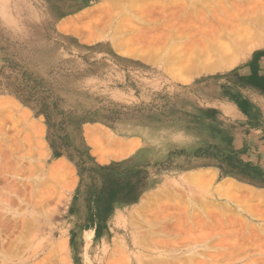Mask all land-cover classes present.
I'll return each mask as SVG.
<instances>
[{
    "label": "rangeland",
    "instance_id": "obj_1",
    "mask_svg": "<svg viewBox=\"0 0 264 264\" xmlns=\"http://www.w3.org/2000/svg\"><path fill=\"white\" fill-rule=\"evenodd\" d=\"M0 106V264H264V0H0Z\"/></svg>",
    "mask_w": 264,
    "mask_h": 264
},
{
    "label": "bare ground",
    "instance_id": "obj_2",
    "mask_svg": "<svg viewBox=\"0 0 264 264\" xmlns=\"http://www.w3.org/2000/svg\"><path fill=\"white\" fill-rule=\"evenodd\" d=\"M116 1V0H115ZM119 1V0H118ZM121 1V0H120ZM110 2V1H109ZM136 2V1H135ZM110 4V3H109ZM112 4V2H111ZM114 4V3H113ZM127 4V3H126ZM133 6V4H132ZM129 7V6H128ZM127 9V8H126ZM214 10V9H213ZM83 15V14H82ZM221 20V19H220ZM123 21V20H122ZM227 21V20H226ZM102 22V21H101ZM228 22V21H227ZM118 23V22H117ZM116 23V24H117ZM131 24V22H128ZM71 24V23H70ZM127 24V22H126ZM129 24V25H130ZM69 25V24H68ZM119 25V24H118ZM128 25V26H129ZM132 26V25H130ZM73 28V27H72ZM115 28V27H114ZM127 29V28H126ZM203 29V28H202ZM116 30V29H115ZM249 30V29H246V31ZM209 32V31H208ZM212 32V31H211ZM252 32V31H251ZM251 32L247 31L246 33L247 34H251ZM199 33V32H198ZM202 33V31H201ZM213 33V32H212ZM121 34V33H120ZM124 34V29H123V33ZM174 34V33H173ZM119 35V34H118ZM117 35V36H118ZM131 35V34H130ZM210 35V34H209ZM174 36V35H173ZM201 36V35H200ZM227 36H229L227 34ZM231 36V35H230ZM255 36V35H254ZM213 37H216V36H213ZM223 37V36H222ZM139 38H142L141 36H139ZM139 38H136V39H139ZM225 38V37H223ZM222 38V39H223ZM230 38V37H229ZM129 39V38H128ZM132 39V38H131ZM143 39V38H142ZM257 39H260V38H257ZM255 37L254 38H251L250 35H246L245 36V33L244 34H236L234 35L233 37H231L229 39V41L227 42H223L222 40H217V41H214V42H210V43H206L204 45H202L204 48H201L198 50V52H193V53H190V54H184L183 52L185 51H182V53H180V57H181V61H179L181 63V65L188 69V70H194L196 69L197 67L199 68H209V69H212V70H218V69H223V68H226V67H230V66H233L234 64H236L237 61L240 60V57H242L243 55L240 54L242 51H246L248 49H250L253 45L256 44H259L260 41L257 40ZM116 40V39H115ZM125 40V39H124ZM172 40V39H171ZM174 40V39H173ZM178 40V39H177ZM188 40V39H187ZM214 40V39H212ZM216 40V39H215ZM182 41V40H181ZM124 42V41H123ZM169 42H172V41H169ZM174 42V41H173ZM223 42V43H222ZM262 42V41H261ZM120 43V42H119ZM128 43V42H126ZM149 44V43H148ZM168 44V43H167ZM127 45V44H126ZM170 45V44H169ZM191 45V43H190ZM189 45V47H190ZM168 46V45H167ZM184 46V45H183ZM193 46V44L191 45V47ZM122 47H124L122 45ZM126 47V46H125ZM130 47V46H129ZM128 47V48H129ZM166 47V46H165ZM180 47V46H179ZM127 48V47H126ZM118 49V48H117ZM168 49V48H167ZM181 49V48H180ZM187 49V48H186ZM190 49V48H189ZM165 50V49H164ZM191 50V49H190ZM193 51V50H192ZM229 51H232L231 53H229ZM173 54V52H171ZM187 53V51H186ZM167 54V53H166ZM171 54V55H172ZM169 56V55H168ZM179 58V57H178ZM180 59V58H179ZM175 60V59H174ZM178 60V59H177ZM169 65V64H168ZM171 66V65H170ZM169 67V66H168ZM178 67V69L180 68L179 64L176 65V66H173V68H170L169 71L170 72H174V69ZM183 69V68H182ZM197 71V70H196ZM179 72V70L177 71ZM200 72V71H199ZM171 74V73H170ZM175 75V74H174ZM181 75V74H180ZM184 77V76H183ZM179 78V77H178ZM12 106V105H11ZM2 107V106H0ZM14 107V105H13ZM27 117V115H25ZM24 116V117H25ZM36 132V131H35ZM134 142V141H133ZM137 142V141H136ZM134 145H136V143H134ZM133 147V146H132ZM59 168V166H58ZM59 170V169H58ZM56 173V172H55ZM205 173L201 172V171H196L194 174H193V179L192 180H195V182H200L201 183V179ZM206 175V174H205ZM188 177V176H187ZM227 180V179H226ZM240 185V184H239ZM238 185V186H239ZM237 186V187H238ZM13 187V186H12ZM234 187H236L234 185ZM242 188V186H241ZM220 189V188H219ZM239 189V187H238ZM1 190V189H0ZM229 190V189H228ZM253 190V189H252ZM231 191V190H230ZM239 191V190H237ZM2 193V192H1ZM0 193V195H1ZM254 194V193H252ZM259 194V193H257ZM261 194V193H260ZM259 194V195H260ZM256 195V194H255ZM263 195V194H261ZM254 196V195H253ZM198 200V199H197ZM4 208V207H3ZM10 211V210H8ZM207 233V232H206ZM145 235V234H144ZM204 236V235H203ZM6 257V256H5ZM4 260V259H3Z\"/></svg>",
    "mask_w": 264,
    "mask_h": 264
}]
</instances>
